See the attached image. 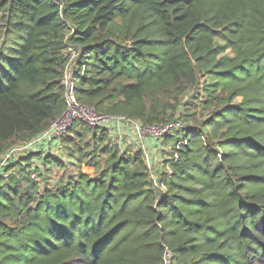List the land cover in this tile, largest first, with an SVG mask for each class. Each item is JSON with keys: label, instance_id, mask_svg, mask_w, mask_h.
Returning <instances> with one entry per match:
<instances>
[{"label": "trees", "instance_id": "16d2710c", "mask_svg": "<svg viewBox=\"0 0 264 264\" xmlns=\"http://www.w3.org/2000/svg\"><path fill=\"white\" fill-rule=\"evenodd\" d=\"M66 73L98 114L177 122L163 169L114 122L5 159ZM0 163V264H264V0H0Z\"/></svg>", "mask_w": 264, "mask_h": 264}, {"label": "built area", "instance_id": "2783aa9c", "mask_svg": "<svg viewBox=\"0 0 264 264\" xmlns=\"http://www.w3.org/2000/svg\"><path fill=\"white\" fill-rule=\"evenodd\" d=\"M65 77L67 80L66 82L67 86H66V95H65L66 110L64 111V113L60 117H58L55 121H53L51 125L41 134L35 136L31 140L25 142L20 146H16L10 149L6 153L5 159L11 157L12 155L18 152L29 149L37 144L44 143L46 140H49L53 136L64 134L75 120H80L91 126H98V125H103L105 123H113V122L118 125L120 124V122L124 121V122H129L133 126L135 131L138 133H140V131H143L145 128H148V130L150 129V131L157 136L165 132H168L171 126H178L177 122H172L166 125H154V126L145 127V126H141L135 121L126 119L125 117H111V116L98 114L92 108L77 103L73 94V86L71 82L68 81L69 74L66 73ZM1 164L2 163H0V165ZM169 256L170 254L168 252L164 253L165 264H168Z\"/></svg>", "mask_w": 264, "mask_h": 264}, {"label": "rangeland", "instance_id": "374dc122", "mask_svg": "<svg viewBox=\"0 0 264 264\" xmlns=\"http://www.w3.org/2000/svg\"><path fill=\"white\" fill-rule=\"evenodd\" d=\"M113 130L116 132V137L120 138V141H122V146L128 145L132 147L133 150L140 149L146 154V161L151 165L153 176H155V171L157 169H163L162 162L170 156V142H165V144L162 141L161 143L158 142V138L154 137L157 135H154L148 128L140 131V133L136 132L135 129L130 126H114ZM152 140L157 143L153 144ZM84 170L89 171L90 169L84 167Z\"/></svg>", "mask_w": 264, "mask_h": 264}, {"label": "crops", "instance_id": "0c3cea01", "mask_svg": "<svg viewBox=\"0 0 264 264\" xmlns=\"http://www.w3.org/2000/svg\"><path fill=\"white\" fill-rule=\"evenodd\" d=\"M123 125H124V124H118V125L115 124L114 126L118 127V126H123ZM124 126H126V125H124ZM111 131H112V132H115V131L113 130V127L111 128ZM117 131H118V130H117ZM115 135H116V132H115ZM152 143H153V144H156L157 142H153V140H152Z\"/></svg>", "mask_w": 264, "mask_h": 264}]
</instances>
